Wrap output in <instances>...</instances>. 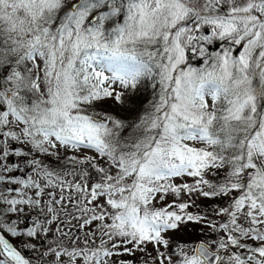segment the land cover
Returning a JSON list of instances; mask_svg holds the SVG:
<instances>
[{
  "label": "snow or ice",
  "instance_id": "6c2138e0",
  "mask_svg": "<svg viewBox=\"0 0 264 264\" xmlns=\"http://www.w3.org/2000/svg\"><path fill=\"white\" fill-rule=\"evenodd\" d=\"M0 69V264H264V0H0ZM142 86L137 120L97 110ZM190 224L206 238L173 249Z\"/></svg>",
  "mask_w": 264,
  "mask_h": 264
},
{
  "label": "rangeland",
  "instance_id": "374dc122",
  "mask_svg": "<svg viewBox=\"0 0 264 264\" xmlns=\"http://www.w3.org/2000/svg\"><path fill=\"white\" fill-rule=\"evenodd\" d=\"M202 2H203V0H201V3ZM201 32L203 34H205V35H210V29H208L207 27L202 28ZM194 34L199 35L200 33H194ZM195 43L196 42H194V44ZM199 44L201 46H203L207 50L208 53H215V52L222 51L223 47L225 46V44L222 43L219 40H213L212 43H206V42L201 41V42H199ZM186 56H190V60L193 61L192 63H190V65L192 67H203V59L199 55L198 47H197L196 51H192L191 47L186 49ZM2 76H3V69H0V78H2ZM146 83H148L150 85V82H146ZM155 91H158V87H157V89ZM153 95H154V90L151 89L150 86L148 88H145V87L142 86L138 93L131 94L129 96V99H131V100H133L135 102L134 105H128V104L115 105L111 100H108V101H106V102H104L102 104L97 105V110L108 112V113H110V114H112V115H114V116H116V117H118V118H120L122 120H125L126 122H131V121L137 120L141 115L144 114L145 111L150 110L149 101H151L153 99ZM126 134H127V130L125 131V133H122V135H126ZM13 146H16V149H20L21 148V146L18 143H15V142L13 143ZM60 151L62 153V158L65 155L66 156L74 155V153L71 150H69L67 153H64L63 149H60ZM75 155H77L78 157H82L84 155V153H75ZM87 155H94V153L87 152ZM34 156H35L36 159L40 160L42 162V164L48 165L49 168H53L54 166H57L59 164V161H57L55 157L44 156V155H41L39 153L34 154ZM10 157L8 158V160H10ZM32 158H33V156L26 157L24 160H21V162H22V164H24V166L30 167V166L27 165V163L25 161L26 160H31ZM15 159L16 160H20L21 158L15 157ZM5 162H7V161H5ZM24 166L22 168H24ZM65 167L70 168L71 165L69 164V165H66ZM57 170H60V169L57 168ZM12 173L13 172H10L9 176H12ZM210 174L211 173H209L207 178L211 179L215 183L218 179L216 178V176H214V177H212L213 175L210 176ZM28 176H32L33 179H39V177L36 176L35 172L29 173L26 176L25 179H27ZM68 179H71V177H68ZM174 182L177 183V184H181V183H185V182L192 183L193 181H192L191 177H185V178H175ZM41 183L43 184L44 181L41 180ZM12 186L13 185H11V187ZM0 187H1L0 189H3V188L6 187V185L3 184V183H0ZM17 187H19L21 191L27 192L29 195H31V193H32L31 189H23L22 186H17ZM193 198H195V197H193ZM174 199H176L174 196L169 195V196H167L165 198L164 201H160L159 203H157L156 206L159 207V206H161L163 204L171 203ZM181 199L182 200H188V196L184 195V196L181 197ZM204 201H205V199L203 197H200L199 199H197L196 202H197V204L200 205V207L199 208L193 207V208L190 209V211H192L194 213L195 212H203L204 211V212L207 213V211H205ZM207 214H209V212ZM210 215H211V213H210ZM12 219H16V216L13 215ZM215 219L218 220L220 218L219 217H215ZM30 226H31V222L30 221L27 223V225H25V224H20L19 225L20 228H25V227H30ZM188 227L191 228V229H195L193 225H189ZM195 230H196L195 232L199 233L198 229H195ZM186 231L187 230L178 232V233H180L179 235L181 237H183L182 240H186L187 241L186 243L182 242V244L192 245L191 243H188V238H186V237L189 234ZM190 233H192V232H190ZM201 233L202 232H200L199 236H198L201 239H199L198 241L203 240V239L206 238L207 232H206V234H203V233L201 234ZM81 235H82V233H81ZM44 239H46L48 241H51L54 238L50 235L47 238H43L42 237V240H44ZM56 239L58 240V237ZM14 240L15 241L12 242V243H14V245H15L17 243V241H16L15 238H14ZM198 241H196V242H198ZM196 242H194V243H196ZM33 243L41 244V241L40 240H34ZM64 243L67 244L68 241L65 240ZM172 244H173V249L178 251V249L176 248V245H179L181 243H177V242L172 241ZM148 247H149V251L151 252L152 251V246L149 245ZM40 250L42 251L43 248H41ZM161 250L164 251V249H161ZM23 254L26 255L27 257H32L36 253L29 252V251L25 250ZM136 258H138L141 262L143 260V256L140 253H137V257ZM123 259L131 260V259H133V257L125 255L123 257Z\"/></svg>",
  "mask_w": 264,
  "mask_h": 264
},
{
  "label": "trees",
  "instance_id": "16d2710c",
  "mask_svg": "<svg viewBox=\"0 0 264 264\" xmlns=\"http://www.w3.org/2000/svg\"><path fill=\"white\" fill-rule=\"evenodd\" d=\"M187 57L189 59V64L192 63L193 61L190 60V56H187ZM13 149H16V146H13ZM10 161L12 162L13 165H16L17 166V170L13 171V173H12V176L13 177H17L19 179H25L26 176L29 173L34 172L32 167L24 166V164H22V162H21V159L20 160H16L15 157L11 156L10 157ZM23 166H24V168H22ZM6 175H9V173H7ZM210 176H212V175L210 174ZM212 177H214V176H212ZM216 178L219 179V177H216ZM12 187H17V185H13ZM226 203H227L226 198L225 199H222L220 197H217V198L212 199V200H206L205 199V201H204L205 211H207V213L209 212L208 215H210L211 209L213 207H216V206H226ZM204 213H206V212H204ZM219 220L220 219H218L217 221H219ZM193 226H194L195 229H198V232L199 233L202 232L203 234H206V232H208V230L203 225H193ZM195 229H191L189 227L186 229L187 230L186 232H188V234H189L186 237V238H188V243L193 244L194 242H196L199 239H201V238L198 237L199 236V233L195 232L196 231ZM190 232H192L193 234L190 233ZM179 234L180 233L173 234L172 241L177 242V243H181V244H182V242H185L186 243L187 241L186 240H182L183 237H181ZM14 241H15L14 238L10 239V242H14Z\"/></svg>",
  "mask_w": 264,
  "mask_h": 264
}]
</instances>
